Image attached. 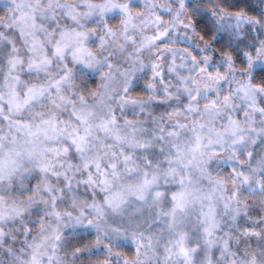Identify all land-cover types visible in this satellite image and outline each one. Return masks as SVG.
Wrapping results in <instances>:
<instances>
[{
    "label": "clouds",
    "instance_id": "obj_1",
    "mask_svg": "<svg viewBox=\"0 0 264 264\" xmlns=\"http://www.w3.org/2000/svg\"><path fill=\"white\" fill-rule=\"evenodd\" d=\"M257 218L264 0H0V264H264Z\"/></svg>",
    "mask_w": 264,
    "mask_h": 264
},
{
    "label": "snow or ice",
    "instance_id": "obj_2",
    "mask_svg": "<svg viewBox=\"0 0 264 264\" xmlns=\"http://www.w3.org/2000/svg\"><path fill=\"white\" fill-rule=\"evenodd\" d=\"M157 196L161 195L160 193H156ZM181 208L184 207V204L180 205ZM259 217V214H257ZM261 224H264V220H260L259 218L256 219L255 221V225L257 228H259L261 226ZM250 229L252 228V225L248 226ZM253 235L259 236L261 233L258 231H253L252 232ZM57 239H59V237H57ZM210 243H214L212 241H210ZM100 247H103V245H97ZM148 249L149 252L152 251H157L159 252V249H154L153 245L150 243L148 245ZM77 251H81L79 248L77 249ZM87 251V250H85ZM193 250H191L186 242V238L183 236V234H181L179 237L175 238L169 246H166L163 249L162 254V259L160 261H158V264H169V261L172 260L173 256L176 257H182L184 258L185 264H188V262L191 260V252ZM147 255V253H146ZM35 259V258H34ZM21 264H23V262H21ZM37 264H39V261H37ZM55 264H59V258H57ZM116 264H118V262H116Z\"/></svg>",
    "mask_w": 264,
    "mask_h": 264
}]
</instances>
